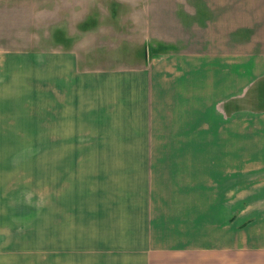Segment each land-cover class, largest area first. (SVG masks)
Wrapping results in <instances>:
<instances>
[{
  "label": "crops",
  "instance_id": "obj_1",
  "mask_svg": "<svg viewBox=\"0 0 264 264\" xmlns=\"http://www.w3.org/2000/svg\"><path fill=\"white\" fill-rule=\"evenodd\" d=\"M219 1L151 8L155 42L136 65L88 69L80 54L64 53L68 48L47 62L29 56L44 61L25 73H40L39 115L31 114L39 117L38 139L62 142L55 149V243L40 264L64 254H72L71 264H224L217 257L238 252L225 236L233 220H225L223 201L209 189L224 187L222 142L238 139L240 100L264 80V0ZM15 58L0 54V141L13 139L11 74L23 72ZM227 154L234 170V154ZM40 168L43 186L33 199L40 206L29 220L44 223L52 211L47 168ZM212 204L220 207L209 214ZM12 215L6 149L0 264H11Z\"/></svg>",
  "mask_w": 264,
  "mask_h": 264
},
{
  "label": "rangeland",
  "instance_id": "obj_2",
  "mask_svg": "<svg viewBox=\"0 0 264 264\" xmlns=\"http://www.w3.org/2000/svg\"><path fill=\"white\" fill-rule=\"evenodd\" d=\"M185 1L0 0V54L20 58H15L16 64L20 72L23 70L20 78L17 72L11 74V99L15 100V109H11L13 139L0 141V153L8 149L11 162V210L15 225L14 229L11 228V264H40L43 249L53 247L55 243V149L57 145L61 147L62 142L38 139L39 117L33 120L31 114L39 115L40 73L38 70L25 73L44 61L33 62L29 56L46 58L47 62L49 55H59L61 50L68 48L64 53L71 58L74 53L80 54L82 66L88 69L136 65L135 61L150 57L155 42V36L151 37V8L167 10L175 5L181 11L186 5L200 2ZM207 1L214 5L219 0ZM221 1L231 4L228 0ZM185 17L186 25H190L191 18ZM31 63L33 67H29ZM20 105L30 107L17 108ZM239 112L238 139L222 142L224 156L221 159L225 165L219 178L224 187L209 189V196L223 201L225 220H233L225 230V236L238 243L239 250L223 253L222 259L217 258L224 264H264V80L241 98ZM14 120H19V124H14ZM42 149L47 150V156H40ZM227 151L234 154V170L226 167L231 164ZM42 164L47 168L45 190L48 191V206L52 211L49 221L44 223L39 217L29 220L40 206L33 199H40ZM232 176L233 185L228 187L225 181ZM213 207L219 208L220 205L212 204L209 214L214 212ZM56 253L50 252L52 257H56ZM63 254L61 252V256ZM64 255L65 259L60 257L55 262L53 258L47 264H71L72 254L68 255V260Z\"/></svg>",
  "mask_w": 264,
  "mask_h": 264
}]
</instances>
